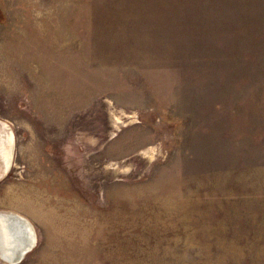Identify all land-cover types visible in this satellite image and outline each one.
Wrapping results in <instances>:
<instances>
[{
    "label": "rangeland",
    "instance_id": "1",
    "mask_svg": "<svg viewBox=\"0 0 264 264\" xmlns=\"http://www.w3.org/2000/svg\"><path fill=\"white\" fill-rule=\"evenodd\" d=\"M3 125L14 264H264V0H0Z\"/></svg>",
    "mask_w": 264,
    "mask_h": 264
},
{
    "label": "water",
    "instance_id": "2",
    "mask_svg": "<svg viewBox=\"0 0 264 264\" xmlns=\"http://www.w3.org/2000/svg\"><path fill=\"white\" fill-rule=\"evenodd\" d=\"M25 223L22 216L0 212V256L5 263L20 262L35 245L34 229L32 234Z\"/></svg>",
    "mask_w": 264,
    "mask_h": 264
},
{
    "label": "bare ground",
    "instance_id": "3",
    "mask_svg": "<svg viewBox=\"0 0 264 264\" xmlns=\"http://www.w3.org/2000/svg\"><path fill=\"white\" fill-rule=\"evenodd\" d=\"M1 128H0V156L3 158V162H4L3 169L7 170L12 160V139L13 137H12V133H9V132L6 133L4 125ZM14 145H15V142H14ZM2 213H12V212H2ZM24 219L26 221L24 227L29 229V231L33 234V226L31 222L27 218H24Z\"/></svg>",
    "mask_w": 264,
    "mask_h": 264
},
{
    "label": "trees",
    "instance_id": "4",
    "mask_svg": "<svg viewBox=\"0 0 264 264\" xmlns=\"http://www.w3.org/2000/svg\"><path fill=\"white\" fill-rule=\"evenodd\" d=\"M257 25V24H256ZM240 28H244L243 26L242 27H240Z\"/></svg>",
    "mask_w": 264,
    "mask_h": 264
}]
</instances>
